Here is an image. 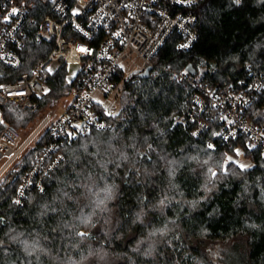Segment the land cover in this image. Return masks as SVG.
<instances>
[{"label": "trees", "instance_id": "16d2710c", "mask_svg": "<svg viewBox=\"0 0 264 264\" xmlns=\"http://www.w3.org/2000/svg\"><path fill=\"white\" fill-rule=\"evenodd\" d=\"M188 9L198 16L194 45L180 50V35L171 33L150 75L137 73L126 83L113 128L66 143L43 191L33 188L22 205L14 202L46 134L0 176V264H264L263 154L245 148L253 165L241 169L231 160L224 169L244 137L223 141L210 119L194 135V123L176 120L197 93L179 80L189 63L196 80L210 86H239L249 65L264 72V0H200ZM39 21L22 66L0 62L1 80L25 73L51 51L52 42L37 38ZM68 75L60 60L43 106L71 91ZM263 105L264 89L250 108L260 125ZM35 119L5 106V122L19 129Z\"/></svg>", "mask_w": 264, "mask_h": 264}, {"label": "built area", "instance_id": "2783aa9c", "mask_svg": "<svg viewBox=\"0 0 264 264\" xmlns=\"http://www.w3.org/2000/svg\"><path fill=\"white\" fill-rule=\"evenodd\" d=\"M199 1L0 0V62L14 69L22 66V50L38 19V40L53 44L30 70L10 80L0 79V176L15 169L40 134H46L41 152L14 197L16 205H22L33 188L44 190V178L64 159L66 143L94 129L113 128L126 83L152 64L171 33L180 35V50L194 45L199 36L198 16L188 8ZM60 60L77 65L69 69L67 77L71 91L43 106L49 75ZM247 69L239 86H210L199 83L187 71L180 74L179 80L194 86L197 93L187 100L185 114L176 120L194 123V135L206 130L213 120L219 123L223 141L244 137V144H238L235 152L239 150L242 161L251 167L254 162L245 155V148L259 150L264 156V124L255 123L250 113L264 89V72L252 65ZM66 96H71L70 101L61 104ZM8 104L36 113L35 127L31 126L27 137L5 122Z\"/></svg>", "mask_w": 264, "mask_h": 264}, {"label": "rangeland", "instance_id": "374dc122", "mask_svg": "<svg viewBox=\"0 0 264 264\" xmlns=\"http://www.w3.org/2000/svg\"><path fill=\"white\" fill-rule=\"evenodd\" d=\"M76 66H77L76 64H70L69 65V69L72 70ZM70 99H71V96H66L65 98H62L61 104H67L70 101ZM31 126H32V128H34L35 127V124H30L27 128L21 129L24 137H27L28 133L30 132ZM228 157H231L232 160H235L238 163L239 166L241 164L246 165V163L244 161H242L243 156H239V155H237V153L228 154L227 158ZM227 158L225 159V161L227 160ZM225 161H224V169L226 168V165H227V163H225ZM247 168H249V167H245V168H241V169H247ZM84 232H85L84 230H81L80 233H84ZM215 251L216 250H214V254H216Z\"/></svg>", "mask_w": 264, "mask_h": 264}, {"label": "water", "instance_id": "95a60500", "mask_svg": "<svg viewBox=\"0 0 264 264\" xmlns=\"http://www.w3.org/2000/svg\"><path fill=\"white\" fill-rule=\"evenodd\" d=\"M152 68H153V64L148 65L147 68L144 71L139 73V76L140 77H148L150 75V71H151ZM186 71L191 73L192 75H195L196 72H197V70L195 69V67L193 66L192 63H189L186 66Z\"/></svg>", "mask_w": 264, "mask_h": 264}, {"label": "snow or ice", "instance_id": "6c2138e0", "mask_svg": "<svg viewBox=\"0 0 264 264\" xmlns=\"http://www.w3.org/2000/svg\"><path fill=\"white\" fill-rule=\"evenodd\" d=\"M237 2H239V0H237ZM11 11H12L13 14H15V13L17 12V9L13 8ZM4 19H5V21H7V20L9 19V17L5 16ZM117 35H118V33H117ZM79 50H80L81 52L88 51L87 49H84V48H80ZM121 67H122V66H121ZM76 127H79V125H76ZM208 147H209V148H212L213 146H212V145H209ZM236 151H237V155H239V150H236ZM231 160H232V158H231V157H228L227 160L225 161V163H228V162L231 161ZM240 167H241V168H245V167H247V165H243V164H241ZM212 175L215 176L216 173L213 172Z\"/></svg>", "mask_w": 264, "mask_h": 264}]
</instances>
